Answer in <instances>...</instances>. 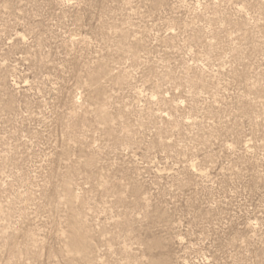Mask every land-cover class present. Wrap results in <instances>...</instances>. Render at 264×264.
Instances as JSON below:
<instances>
[{"label": "rangeland", "instance_id": "374dc122", "mask_svg": "<svg viewBox=\"0 0 264 264\" xmlns=\"http://www.w3.org/2000/svg\"><path fill=\"white\" fill-rule=\"evenodd\" d=\"M0 264H264V0H0Z\"/></svg>", "mask_w": 264, "mask_h": 264}]
</instances>
